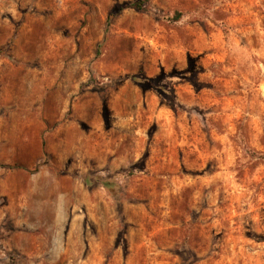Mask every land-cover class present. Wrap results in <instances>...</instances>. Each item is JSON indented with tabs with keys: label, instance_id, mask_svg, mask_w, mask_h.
Masks as SVG:
<instances>
[{
	"label": "rangeland",
	"instance_id": "1",
	"mask_svg": "<svg viewBox=\"0 0 264 264\" xmlns=\"http://www.w3.org/2000/svg\"><path fill=\"white\" fill-rule=\"evenodd\" d=\"M136 1L0 0V264H264V0Z\"/></svg>",
	"mask_w": 264,
	"mask_h": 264
},
{
	"label": "trees",
	"instance_id": "2",
	"mask_svg": "<svg viewBox=\"0 0 264 264\" xmlns=\"http://www.w3.org/2000/svg\"><path fill=\"white\" fill-rule=\"evenodd\" d=\"M144 3V0H138V1H136V2H134V3H131V4H128L127 6L128 7H131V8H135V9H137V10H143V7H142V4ZM179 13L176 15V17H175V20H177L178 18H179ZM108 18H110V15H109V17Z\"/></svg>",
	"mask_w": 264,
	"mask_h": 264
}]
</instances>
